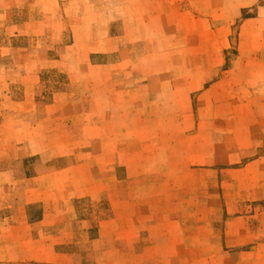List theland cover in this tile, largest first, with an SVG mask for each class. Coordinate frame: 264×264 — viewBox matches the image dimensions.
Instances as JSON below:
<instances>
[{
	"label": "rangeland",
	"instance_id": "374dc122",
	"mask_svg": "<svg viewBox=\"0 0 264 264\" xmlns=\"http://www.w3.org/2000/svg\"><path fill=\"white\" fill-rule=\"evenodd\" d=\"M47 1L12 11L6 1L0 2V103L12 107L5 94L19 98L29 90L35 95L31 118L38 121L45 106L63 93L66 99L58 104L73 102L84 110L89 139L90 125L97 118L103 121L90 114L94 100L89 93L121 94L108 105L116 112V144L124 143V130L139 127L140 132L130 133L129 146H116L114 171L124 175L125 153L147 173L130 181L148 221L136 229L140 244L155 241L164 251L161 264H264V240H257L264 229L258 233L252 228L264 227L258 212L264 200H246V195L264 193V138L259 132L264 129V0ZM126 13H133L147 38H154L129 49L147 55L142 65L150 75L138 80L132 67L102 71L92 84L85 69L64 72L84 64L75 48L63 55L64 68H43L58 59L59 48L86 45L84 34L93 21L99 27L98 22L115 19L117 29ZM28 18L29 33L14 36L12 25ZM1 116L0 121L7 118ZM79 129L69 128L73 140L82 133ZM90 152L89 146L54 148L50 162L32 157L24 169L29 175L42 174L49 167L53 171L80 163L85 156L88 160ZM238 190L242 207L235 204ZM191 253L215 257L186 258Z\"/></svg>",
	"mask_w": 264,
	"mask_h": 264
},
{
	"label": "crops",
	"instance_id": "0c3cea01",
	"mask_svg": "<svg viewBox=\"0 0 264 264\" xmlns=\"http://www.w3.org/2000/svg\"><path fill=\"white\" fill-rule=\"evenodd\" d=\"M5 1L10 4L7 8L11 11L35 4V0H0ZM38 2L48 3L47 0ZM112 20L98 22L99 27L94 26L95 21L90 23L89 31L87 29L84 34V38L88 37L86 45L73 43L59 48L58 59L47 62L49 64L43 68H64L66 50L75 48V52L84 57V64L82 67L78 64L69 66L64 72L85 69L90 73L92 84L102 71L120 73L132 67L131 71L138 73V80L140 76L150 75L147 66L142 65L147 55L137 56L129 49L153 43L154 38H147L145 29L133 13L122 17L121 28L115 29ZM30 23L28 18L24 24L12 25V30L17 32L13 35H27L32 28ZM25 25L27 31L19 32V28ZM89 96L94 100L90 114L103 117L101 123L97 118L90 125L89 139L86 138L88 128L83 119L84 110L75 108L73 102H67V107L58 104L66 99L63 93L54 96L55 102L45 106V113L38 121L31 118L35 113V95L29 90L23 91L19 98H13L7 92L4 98L12 107L0 103V117H7L0 121V264H161L164 251L154 244L155 241L140 244L141 237L136 230L148 221L142 214L145 208L141 196H132L137 190L132 191L130 181L146 178V171L139 170L137 163H132L127 157L129 154L125 153L122 162L124 175L117 176L114 171V149L129 146L130 133H137L140 128L124 130L127 135L124 143L116 144V112L115 108L109 110L108 105L121 94L107 91L99 95L91 91ZM84 98V95L79 97ZM98 100L107 101V106L103 107ZM124 111L122 109V114ZM73 126L82 131L75 140L68 132ZM259 132L264 138V129ZM72 146H89L91 157L85 160V156L80 163L74 161L53 171L49 167L42 174L26 173L25 160L39 156L45 164L51 161L52 149ZM68 154L59 152L58 156ZM116 186L122 189L116 190ZM238 192L235 191V198H238L235 204L242 207L243 195L239 201ZM246 200H264V193L258 197L246 195ZM100 201L104 202L101 208ZM259 211L264 216V206ZM252 228L258 233L264 229L259 225ZM261 239L264 240V236L257 238ZM248 242L256 241L251 239ZM165 254L178 259L177 255ZM217 254L216 258L221 259V252ZM186 256L192 260L215 257L200 253Z\"/></svg>",
	"mask_w": 264,
	"mask_h": 264
}]
</instances>
